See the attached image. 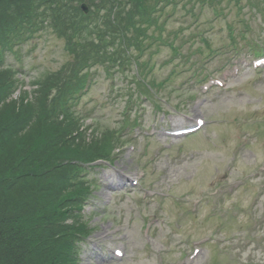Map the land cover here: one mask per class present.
<instances>
[{"label":"rangeland","instance_id":"374dc122","mask_svg":"<svg viewBox=\"0 0 264 264\" xmlns=\"http://www.w3.org/2000/svg\"><path fill=\"white\" fill-rule=\"evenodd\" d=\"M225 1L166 8L170 39L154 41L146 58L151 77H170L156 100L140 94L136 70L91 69V86L72 110L91 126V139L114 132L123 147L114 163L89 171L96 194L84 220L93 230L79 244L78 264H264V68L253 64L264 56V4L259 14L248 11L251 0H231L226 9ZM243 19L252 30L240 35ZM170 42L181 49L177 58ZM65 45L45 27L13 49L0 48L5 64L22 72L12 104L21 96L34 100L35 83L68 66ZM191 53L198 64L186 61ZM199 67L206 72L192 78ZM206 76L227 83L207 92ZM201 116L206 125L191 136L163 132L195 125ZM123 175L138 186L113 189ZM122 246L119 259L114 253Z\"/></svg>","mask_w":264,"mask_h":264},{"label":"trees","instance_id":"16d2710c","mask_svg":"<svg viewBox=\"0 0 264 264\" xmlns=\"http://www.w3.org/2000/svg\"><path fill=\"white\" fill-rule=\"evenodd\" d=\"M146 1L0 0V48L13 49L50 27L72 55L68 66L35 83V101L21 96L14 104L9 97L20 70L0 55V264H78L76 242L89 229L81 212L93 192L80 163L109 160L117 147L111 132L91 139L72 106L89 80L85 71L112 61L130 64L143 24L178 0ZM262 2L254 0L251 9L260 13Z\"/></svg>","mask_w":264,"mask_h":264},{"label":"water","instance_id":"95a60500","mask_svg":"<svg viewBox=\"0 0 264 264\" xmlns=\"http://www.w3.org/2000/svg\"><path fill=\"white\" fill-rule=\"evenodd\" d=\"M83 9H85L86 11H88V9L85 7V5L83 6Z\"/></svg>","mask_w":264,"mask_h":264}]
</instances>
